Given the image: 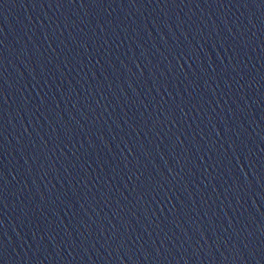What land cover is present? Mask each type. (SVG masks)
Returning a JSON list of instances; mask_svg holds the SVG:
<instances>
[{"label": "water", "instance_id": "1", "mask_svg": "<svg viewBox=\"0 0 264 264\" xmlns=\"http://www.w3.org/2000/svg\"><path fill=\"white\" fill-rule=\"evenodd\" d=\"M0 264H264V0H0Z\"/></svg>", "mask_w": 264, "mask_h": 264}]
</instances>
